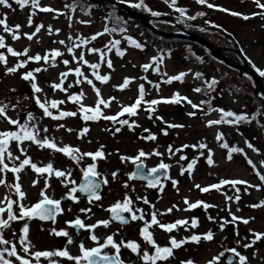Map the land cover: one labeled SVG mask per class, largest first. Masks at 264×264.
I'll return each mask as SVG.
<instances>
[{
	"label": "rangeland",
	"instance_id": "1",
	"mask_svg": "<svg viewBox=\"0 0 264 264\" xmlns=\"http://www.w3.org/2000/svg\"><path fill=\"white\" fill-rule=\"evenodd\" d=\"M75 1L40 0L41 6H50L65 14L57 16L55 13H44L37 10L36 14L32 17L33 24L31 27L28 25V17L32 12L30 6H26L23 9L19 8L15 3L12 9L0 6V18H3L4 14H6L7 23L10 27L17 24L21 25V38L19 40H13L11 34L4 33L2 26H0V35L5 36L6 45L13 47L17 51H23L25 48H28L29 55H36L37 53L44 55L46 51L51 49H58L64 53L62 57L57 58L55 66L46 65L43 61L39 63L29 62L26 68L12 74H6V66L0 64V102L9 104L8 117L12 119L18 118L23 123L26 120L27 113H32L35 118L33 122L40 129L39 135L41 138L47 136L49 139L54 140L58 146H74L83 152H86L84 150L87 149L90 150L87 152H91L97 147V149L92 151L95 152L105 145L106 156L114 155L116 152L122 153V151H124L125 157H128L129 153L136 156L140 150L146 153H152L154 150L163 153L162 157L152 155L143 158L145 162L143 163L146 167H149L163 160L164 163L170 165L168 176L171 179L164 180L165 182L162 183L164 190L162 192L159 190V187L157 188V193L153 197L152 202L160 212H165L168 208L176 205L177 207L171 213L165 214L166 217L169 219L170 216L173 222L185 219L189 221L188 226H177L173 230V237L179 240L182 235L190 237L195 233L197 235L206 234L209 231L213 233L211 227L214 224L221 225L216 233H213V240L207 241L202 239L199 244L189 241L183 245V249L175 251L172 257L164 261V264H181L182 260H192L194 264H209V261L219 256V251L222 249H225V254L220 256V260L216 264H226L225 257L231 253L227 250L231 248H236L237 251L246 256L248 264H264V238L256 241L251 248L245 249L243 247L245 243L253 240L252 232L264 233V206L259 208L251 207V205L264 201V182L260 181L256 175V171L264 175V163H261L264 161V102L262 104L253 98V82L251 77L247 76L245 72L240 74L236 67L220 62L208 54L205 55L203 48L200 49L195 46L187 48L184 44L166 48L160 42L155 43V41L146 39L135 18L129 14L125 15L126 21L121 27L124 31H120L119 24L112 22V19H109V13L101 12L100 7L83 10L75 4V11L65 7V5H73ZM122 1L132 5L140 2V0ZM208 2L242 14H252L261 11L253 0H208ZM261 2L264 3V0H261ZM144 3L152 11L160 13L159 16H181L174 8L164 3V0H144ZM176 6L185 8V15L187 16H193L199 12L205 13L204 16L198 15L195 20L190 21L198 22L202 30H210V33L204 34L201 29L196 28L197 32H200L215 45L222 47L223 54L234 62L243 64L241 58L235 52L236 47L230 40V38L232 40L235 39L241 51L250 62L261 71H264V17L256 16L245 21L241 17L232 16L216 9H211V11L208 7L197 4L195 0H177ZM203 7L206 9L204 10ZM135 9L143 14L153 16L149 11L150 14H147L140 10V8L135 7ZM141 9L144 8L141 7ZM118 11L121 12L122 10L119 9ZM158 20L164 21L163 19L156 18L152 22L153 24L156 23L159 29L163 31L176 30L175 27L171 26L172 24H162ZM81 21H90V23H82ZM40 24L44 25V28L41 29V32L32 41H29L23 34L32 33L35 30V26ZM112 24L115 25L114 29H117V31H111ZM214 24L227 31L231 37L226 36L215 28L204 27L205 25L210 26ZM49 25L53 29L51 35L48 33ZM106 27L110 31L104 32ZM56 29L60 31L57 33ZM213 30H216L218 33L213 32ZM96 33L104 34L97 36L95 40H90ZM69 36L76 42H78L77 37L89 39L90 42L87 45L74 49L75 55L79 56L80 52L83 51L85 59L89 63H100V68L97 71L101 75H109L110 79L108 82L101 83L95 80L91 76L92 70L87 65L72 60V54H69L66 50V45L72 43L69 40ZM127 37H132L141 47H135L127 40ZM60 40H64L66 45L59 44L58 41ZM115 40H119L120 44L112 47L110 42ZM106 45L112 47V50L107 51ZM88 48L104 50L106 59L112 61L113 67L109 69L105 62L100 61L99 53H88ZM117 48L124 53L123 56L116 54ZM0 51L5 52V55L8 57L7 66L9 67L14 66L18 60L25 59V57H12L7 53L6 48L0 49ZM153 57L160 60L159 72L155 71V64L147 71L142 68L144 64H152ZM63 59H68L70 61L69 65L65 66L62 63ZM36 67L46 68L45 71L35 74V82L42 89L40 93H34L31 83L22 79L24 72L33 70ZM75 67H81V70L93 80V83L100 89L101 96L105 100L115 97V100L111 101L109 107L103 108L102 106L104 115H117L122 106L134 103L138 96V87L143 83L146 101L162 97L171 98L175 93H179L181 97H187L196 104H200L201 101H210L211 107L214 109L230 110L236 114L247 112L246 114L250 122L208 126L209 121L219 119L221 114L217 111H209V104H204L202 106L203 111H197L194 117L189 116L188 113L194 111V109H192L187 101H181L180 104L161 103L155 105L156 112L153 113L152 119H149L148 113L144 110L146 105H142L136 116H128L126 114L123 117H119V119L129 120V123L135 121V125L137 126L133 128L102 118L96 121H84L80 118L82 114L79 112V104L69 101L67 97L83 91L84 98L82 102L85 106H95L97 97L93 88L86 82L77 85L75 83L77 77L74 73L64 80L63 86L67 88V92L59 89L53 90L50 87L52 83L60 82L59 74L61 72L68 71L69 68L74 69ZM181 72L187 73L182 82L178 80H173L171 83L162 82V80H167L168 77L178 75ZM196 73L202 75L197 78ZM126 77L134 79L128 88L120 90L118 86ZM145 77L146 79H144ZM213 79L217 83L212 89H208L206 82H211ZM262 79L264 86V76H262ZM69 84H72V87L69 88ZM155 84L160 85L159 90L154 87ZM197 87L202 88L203 91L200 93L195 92L194 89ZM35 96H39L42 101L45 99L49 101L53 99L64 100L65 103L59 105L58 109H52L54 114H58V111L62 110L76 111L78 115L76 117H65L59 121L45 117L43 110L35 103ZM11 105H16V108L13 109ZM156 116L162 117L163 121L167 123L155 119ZM3 121L0 118V125L4 124V127H6ZM60 124H63L64 127L59 128L58 125ZM167 124H179L184 125V127L167 128V135H165L162 129L166 128ZM45 127L48 128L47 133L43 131ZM85 127L88 128V132L81 137L79 133ZM114 127V133L110 134L107 132L108 128ZM117 128L120 130L116 131ZM9 129L15 130L14 126L11 125H9ZM68 129H72V131L69 132ZM145 129L148 131H145ZM95 131L97 132L96 136L93 135ZM152 134L156 136V140L146 139L147 136ZM218 134H223V140L217 141L216 137ZM245 141L251 142L256 151L248 149ZM225 142L229 147L243 149L247 159H251L253 164L256 165V170L254 171L253 167L247 163L244 153H233V158L228 160V149L221 146ZM200 143L206 144L207 147L205 149L198 147L183 148L182 151L177 152L174 156H170L168 153L169 145L175 150L182 148L184 145H198ZM21 147L28 149L27 155L31 157L34 163L41 165L42 162L46 163L51 160L55 169L71 172V176L68 179L75 181V184H77L78 175L84 167V165L79 166V163L85 161L86 157L79 161L76 169L75 161H72L70 158L65 159L67 156L63 153L58 152L59 155L54 154L53 151L40 149L28 141H25ZM10 148L15 156H20L21 159L24 158L21 156L15 142L11 143ZM209 149L213 156V165L207 163ZM181 156L187 157V160H180ZM194 159L196 160V165L191 174L185 172L181 175V167L186 168L187 164ZM114 162L123 163L121 158L115 157L113 158ZM15 163L18 164L19 161ZM97 163L99 164L98 169L102 174H109V166L106 161L97 160ZM69 164L73 165L70 166ZM20 177L19 182L22 191L26 194L22 203L26 206H32L34 202L40 199L39 193L45 188V181L49 185L47 187V194L52 198L58 197L60 200H65L68 188L74 186L72 184H68L67 187L65 184L61 185V180L64 178H57L54 175L51 177L47 176V174L38 176L30 167L26 168L20 174ZM3 178L8 183L14 182V174H11L10 177L4 174ZM173 179L178 181L175 187L171 183ZM225 179L244 180L251 185H260L261 187L259 190L255 187H250L247 191H244L246 185H238L237 187L240 188L239 193L232 186L227 185L223 186L219 191L213 189L207 193L201 192L195 187L197 184L201 185V187H206L217 184L219 181ZM33 180H38L39 183L33 186ZM7 194H9V189L5 186H0V201H4ZM236 195L240 196L239 201L235 199L231 201L226 200V196L234 198ZM12 197L19 200V197L15 194H12ZM185 198L191 203L203 201L206 204L215 205V207L203 209L195 215V209L185 210L187 207L184 203ZM67 200L69 199L67 198ZM79 201L77 204L62 203L61 207L64 209V212L57 215L55 223L50 222V224L41 225L34 219L15 221L11 223L9 229L4 230L3 235L6 239L17 244L19 254L25 255L19 244V237L22 235L20 230L23 224L27 222L29 224L28 239L31 244V251L56 250L55 235L52 234L51 230L55 228L59 231L66 218L70 221L73 218L71 216L81 215L80 206L88 204L85 206L87 209H91V212L82 214L86 218L84 219L85 223L88 225L107 219L104 208L106 200L105 198L103 199V196H101L100 201H94L91 204L85 198H81ZM13 209L15 212H19L17 205H14ZM232 215L249 219L250 222L245 225L240 221H235L232 222V228H229L228 222H231ZM209 217L212 219H209ZM3 218H6V213ZM192 218H196L198 221L196 228L190 227ZM116 228L112 224L108 227L100 226L94 230V234L100 238V242L102 243L104 238ZM67 231L70 235L72 234L71 230ZM89 235V231L85 230H83L81 237H74L72 235L74 243L68 249L72 255L80 254L79 244L81 242L88 248L95 246V243L89 239ZM52 259L58 260L59 264H74L73 261H68L65 258L53 257ZM33 264H35L34 260ZM40 264H48V260L41 258ZM235 264H238L237 257Z\"/></svg>",
	"mask_w": 264,
	"mask_h": 264
},
{
	"label": "snow or ice",
	"instance_id": "2",
	"mask_svg": "<svg viewBox=\"0 0 264 264\" xmlns=\"http://www.w3.org/2000/svg\"><path fill=\"white\" fill-rule=\"evenodd\" d=\"M197 4L200 5H206L209 9H216L225 13H228L232 16L241 17L245 21L256 17L261 16L264 17V3L261 2V0H253V2L256 4L257 8L261 11L254 12L251 15H245L236 11H231L229 9L214 5L212 3H209L208 0H195ZM14 3L19 6V8L23 9L26 6H30L32 9V12L30 13L28 17V25L31 27L33 24L32 17L36 14V11L44 12V13H55L57 16L64 15L65 13L60 12L57 9H54L50 6H41L40 0H14ZM164 3L168 4L169 7H172L175 9L176 12L180 13L182 17L186 14V9L177 7V0H164ZM0 6H3L7 9H12L13 4L10 3V0H0ZM133 7L141 8L143 7L145 10L149 11L153 16H159L160 13L152 11L151 8L148 7L146 3H144V0H140L139 3L133 4ZM66 8L71 9L72 11H75L76 5H65ZM199 16H204L205 13L199 12L197 13ZM189 20H195L196 16H187L186 17ZM82 23H90V21H81ZM0 26L3 28L4 33L11 34V37L13 40H19L20 37V28L21 25L17 24L15 26L10 27L7 23V15L4 14L3 18H0ZM71 26V25H70ZM219 27V26H217ZM44 28V25H36L35 30L32 33H24L23 35L29 40L32 41L34 37L37 36L38 33L41 32V29ZM57 33L60 31L59 29L55 30ZM110 29L107 27L104 29V32H108ZM111 31H115V29H111ZM120 31H124L123 28L120 29ZM53 32L52 26H48V33L51 35ZM104 33H96L93 35L90 40H95L97 36H101ZM69 40L72 41L70 45H66V42L64 40L58 41L61 45H66V50L69 54H72V60L77 61L78 63H81L83 65H87L88 68L92 70L91 76L95 78V80L100 81L101 83H106L109 81L110 76L109 75H101L97 71L100 68V63H89L87 59H85V53L83 51L80 52L79 56L75 55L74 49L81 48L83 45H87L90 41L88 38H79L77 37L78 42L73 40L71 36H69ZM127 40L133 44L135 47L140 48L141 45L137 42H135L132 37H127ZM110 44L112 47H115L116 45L120 44L119 40L111 41ZM107 51H111L112 47L105 46ZM8 54H10L12 57H25L23 60H18V62L14 66H7L8 63V57L5 55V52L0 51V64H3L6 66V74H12L16 73L18 70L26 68L27 64L29 62H36L39 63L41 61L44 62V64L49 66H55V62L57 61L58 57H62L64 53H62L58 49H51L45 52L44 55H41L37 53L36 55H29V49L25 48L23 51H17L13 47L6 45L5 43V36L0 35V49H5ZM88 53H99V59L101 62H105L107 64V67L111 69L113 67V63L110 59H106L105 51L102 49L97 48H88ZM117 55L123 56L124 53L120 51L117 48ZM62 63L67 66L69 65L70 61L68 59H63ZM159 58L153 57V63L152 64H144L142 65V68L147 71L149 68L153 67V64L156 65L155 71L159 72ZM46 68L43 67H36L33 70L26 71L22 74V79L25 81H29L31 83V87L33 89L34 93H40L42 92V89L38 86L36 81V73H40L41 71H45ZM259 74L261 76H264V71H261L260 69H257ZM77 77L75 83L77 85L81 83H87L90 85L97 97V100L95 102V106H85V104L82 102L84 98V93L81 91L79 94H71L67 97V99L75 104H79V112L82 114L81 119L84 121H96L100 120L101 118L104 120L113 121L114 123H119L120 125H127L129 128H133L135 125V121L132 123H129V120L127 119H119V117H123L126 114L128 116H136L138 114V111L141 109L142 105H146L144 107V110L148 113L149 119L153 118V113L156 112L155 105L165 103V104H180L181 101H187L189 105H191L192 109L194 111L189 112V116H196L197 111H203V105L209 104V111H217L219 112L220 118L216 120H211L208 122V126L212 125H220V124H239L241 122H250L249 117L247 114H236L230 110H224L219 108H212L210 101H201L200 104L193 103L190 99L187 97H181L179 93H175L171 98H160V99H153L151 101L145 100V86L143 83H141L138 87V96L135 99L134 103L131 105H125L122 106L121 110L117 115H104L102 111L103 108H107L110 106V103L112 100H115V97H111L109 100H105L101 96L100 89L96 86L95 83H93V80L89 78L88 75H86L82 70L81 67H75L69 68L68 71L61 72L60 75V82L59 83H52L50 87L53 90L59 89L63 92H67V88H65L64 80L70 75L73 74ZM187 75V73H179L175 76L168 77L167 80H162L163 83H171L173 80L183 81L184 77ZM197 78H199L202 74L196 73L195 74ZM134 78H124L123 82L118 86L120 90H124L129 87L130 83L132 82ZM146 79V77L144 78ZM151 83V81H149ZM216 80L213 79L211 82H206V87L208 89H212V87L216 84ZM68 87H72V84H69ZM154 87L159 90L160 85L155 84ZM14 91V90H13ZM195 92L200 93L203 91L202 88L197 87L194 89ZM35 103L36 105L43 110V115L45 117H49L53 120H62L65 117H76L78 113L76 111H58V114H54L52 109H58L59 105H62L65 103L64 100H41L39 96H35ZM9 104L0 102V118H2L4 121H6L9 125L14 126L15 130H3L0 131V186H5L9 189V194L5 196L4 201H0V264H15V262H18V264H33V260L35 261V264H40L41 258H45L48 260V264H59V261L56 259H52L53 257L57 258H65L68 261H73L74 264H125V262L121 259V249L126 248L130 249L131 252L136 253L138 257L145 262V264H157V261H167L170 257L173 256V249H178L184 244L188 243L189 241L199 244L201 240H207L211 241L213 240V233L211 231L207 232L206 234L197 235L192 234L190 237H186L180 241H177L175 237L170 236L169 238V246H159L157 245L156 241L153 238V232L150 231L153 226H158L160 229L172 233L173 230L177 228V226H188L189 221L188 220H177L173 223H162L158 219V215H165L168 213H171L174 208H176V205H173L171 208H168L165 212H157L152 211L151 212V219L145 220V212L143 209L135 207L134 201L131 197L125 196L123 201H117L114 205L110 206L107 211L111 213V220L104 219L97 221L95 224L88 225L86 224L82 219L77 217L74 220L66 221V224L69 227H72L76 230H86L89 231V239L95 243L94 247L88 248L85 246L83 242L79 244V255H72L67 247L63 249H56V250H44V251H31V244L28 239V233H29V224L25 222L21 228V233L19 237V244L22 247V251L25 255H21L17 251V244L13 241H10L6 239L3 235L4 230L9 229L12 222L15 221H27L32 219H39L41 221H51L52 223L56 222V218L58 214H63L64 209L61 207V200L60 199H54L50 197L47 194V187L49 186L47 184V181H45V188L42 189L39 193L40 199L38 202L33 204L32 206H26L22 203L23 198L26 196V194L22 191V187L20 184V174L28 167H30L38 176H44L47 174V176H55L57 178H64L61 180L62 184H65L67 187L68 184L75 185V181L69 180L68 177L71 176V172H65L63 170L55 169L53 166V163L49 162L45 166H37L36 163H34L30 156L27 155V148L21 147L25 141L31 142L32 144H35L40 149H49L54 150L59 153H63L65 156L69 157L72 161H75L79 163L80 160H82L84 157H90L93 163L89 164L86 169L83 170V175L85 179V183H81L78 187L72 186L68 189L66 192V198L72 200L73 202H79V197L75 195L77 192L85 194L88 202L91 204L94 201H100L101 196L98 194V189L101 187V183L107 184L108 180L105 178L102 181H98L95 179L96 177L100 176V173L96 171L97 165L95 161L98 159H106V155L103 151V146H101L100 149H98L95 152H81L79 148H73L71 146L65 145V146H58L57 143L49 139L47 136L41 138L39 133L40 129L36 126V124L33 122L34 117L32 113H27L26 120L21 123V121L17 119H12L8 117L7 112L9 109ZM13 109L16 108V105H11ZM155 119L163 121L162 117L156 116ZM167 123V122H164ZM59 128H63L64 125L60 124L58 125ZM184 127V125L179 124H167V127L162 129V132L167 135V128H181ZM120 129H116V131H119ZM45 133L48 132V128L45 127L43 129ZM69 132L72 131V129H68ZM145 131H148L145 129ZM88 132V128H83L79 135L82 137ZM148 140H156V136L154 134L149 135L146 137ZM217 141L223 140V134H218L216 137ZM12 142H15L17 144V148L19 149V152L21 153V156L24 158L21 159L20 156H15L13 154V151L10 148V144ZM247 148L252 149L253 151H256L254 148V145L251 142L245 141ZM223 148L228 149V155L227 159L231 160L233 158V153H244V150L241 148L236 147H229V145L225 142L221 145ZM200 148L205 149L207 147L206 144L200 143L198 145H184L180 149L173 150L172 146L169 145L168 147V153L170 156H174L177 152H180L183 150V148ZM203 155V153H201ZM245 157L247 159L246 153ZM158 156L162 157L164 154L159 151H153L152 153H146L143 150H140L138 154L135 157H121L122 161L125 160H131L133 164H135L137 171H134L129 174V180L133 179H140V180H146L147 181V187L149 188H157L159 187V190L162 192L164 190V186L161 182V176H163L165 179H171L168 176L167 170L170 168V165L167 163H164L163 160L159 163L158 166L152 167L150 169H147V172L145 173V165L143 163V158H147L149 156ZM180 160H187V157L181 156ZM19 161L18 164L15 162ZM179 163V162H178ZM207 163L209 165L214 164L213 156L211 154V150H208L207 155ZM247 163L253 167V170H256V165L253 164V161L251 159H247ZM261 163H264L262 161ZM11 164V166H10ZM196 165V160H192L187 164V167H181V175H183L185 172H188L191 174L192 170L194 169V166ZM12 173L14 174V182L8 183V181L3 178L4 174ZM112 178L115 179L117 177V172H113ZM256 175L259 177L260 181L264 182V175L260 174L259 171H256ZM38 180H33V186L38 184ZM171 183L173 187H175L178 184V181L171 180ZM225 185H231L237 193H239L240 189L237 187L238 185H246L244 191H247L250 187H255L259 190L261 187L260 185H251L247 181L244 180H221L217 184H212L206 187H201V185L197 184L195 187L199 189L201 192L207 193L213 189L219 191L223 186ZM126 188L129 187L127 183L124 185ZM12 194H15L19 197V200L12 199ZM137 200H142V202L146 205H150L151 208L155 209V205L150 204V201L144 197H137ZM236 201L240 200V196L236 195L234 198L231 196H226V200H233ZM187 210H192L197 207L203 206L205 209L210 207H215V205H209L204 203L203 201H197L195 203H191L188 201L187 198L184 200ZM17 205L19 208V212H15L13 209V205ZM264 206V201H261L260 203L251 205V207L259 208ZM70 211V209H69ZM83 213H89L91 212V209H81L80 210ZM230 211V209H229ZM6 213V218L4 217V214ZM124 214H128L125 216ZM209 219H212L209 217ZM254 219V218H252ZM112 221H118L122 225H127L130 221H143V227L140 229V236L143 238L145 242H147L149 245H151L154 249V252L150 254L148 251H142L141 252V245L135 241H125L121 240L119 242H116L114 239V234L107 235L106 238H104L103 242H100V238L94 234V230L97 229L100 226L108 227ZM240 221L243 224L247 225L250 220L245 219L242 217H237L235 215H232L231 222ZM198 226V221L196 218H192L190 222L191 228H196ZM52 234L58 236V237H66L67 238V244L71 245L74 243L72 236L70 233L65 230H59L57 231L55 228L51 230ZM15 235V233H13ZM239 235V233H237ZM253 240L251 242L245 243L243 247L245 249L251 248L253 244L256 241L261 240L264 238V233L259 232H252ZM239 243V241H237ZM111 248L114 250V252L110 255L108 254L105 249ZM227 251L234 254L235 257L238 258V264H248V258L244 255H242L239 251H237L236 248L228 249ZM223 253L220 254L222 256ZM255 255V254H254ZM220 256L214 257L212 261H209V264H216L217 261L220 260ZM14 258V259H13ZM181 264H194L192 260L187 261H181ZM228 264H232V261L229 260Z\"/></svg>",
	"mask_w": 264,
	"mask_h": 264
},
{
	"label": "flooded vegetation",
	"instance_id": "3",
	"mask_svg": "<svg viewBox=\"0 0 264 264\" xmlns=\"http://www.w3.org/2000/svg\"><path fill=\"white\" fill-rule=\"evenodd\" d=\"M15 102V101H13ZM5 122V126L4 127V124L0 125V131H3V130H10L9 129V124L6 122V121H3ZM108 131L107 132H111L110 131V128L107 129ZM114 131H112V133H114ZM110 133V134H112ZM11 145V144H10ZM71 145H73V143H71ZM73 148H76L74 146H72ZM97 149L94 148L93 150ZM92 150V151H93ZM53 151L54 154H58V152L54 151V150H51ZM84 151H90V150H84ZM91 151V152H92ZM103 151L106 155V146L104 145L103 146ZM83 153V151H81ZM139 152V151H138ZM125 157V154H124V151H122V153L120 152H116L114 155H109V156H106V159H98V160H104L107 162L108 166H109V174L106 173L105 175L102 174L100 172V170L98 169V163L97 161H95L96 165H97V168H96V171L98 173H100V176H98L101 181L103 179H107L108 180V183L107 184H103L101 183V191H100V196H103V199L105 198L106 200V203L104 204L105 205V215L107 217V219L111 220V216H110V212L107 211V209L114 205L117 201H123V199L125 198V196H129L132 198V200L134 201V204H135V207H138V208H141L144 210L145 212V220H149L151 219V212L152 211H157L158 213L160 212L157 207H155V209L151 208L150 205H146L142 202V200H137L136 198L137 197H141V198H144L146 197L149 201H150V204L154 205L152 200H153V197L156 195L157 193V188H149L147 187V181L146 180H140V179H133V180H129V174L133 172V167H134V164L131 162V160H125V163L123 161V163H113V158H121V157ZM128 157H135L134 154L132 153H129L128 154ZM69 157H65V159H68ZM144 162V161H143ZM72 163V161H71ZM93 163V161L91 160L90 157H86L85 161L83 162H80L79 163V166H83V169L81 171V173H79L78 175V182H79V179L81 177V175L83 174V170L87 168V166L89 164ZM145 163V162H144ZM160 162H158L157 164H154L153 166H149V167H146V170L147 169H150L152 167H155L156 165H159ZM41 165L45 166V163H41ZM70 166L73 165V164H69ZM78 163L75 162V167L77 169V166ZM145 165V164H144ZM11 166V164H10ZM113 172H117V177L115 179L112 178V173ZM168 172V175H169V169L167 170ZM12 173H7V176L10 177ZM13 175V174H12ZM165 178L164 177H161V182L164 183L165 181ZM77 182V184H78ZM125 183H127L129 185V187H125ZM77 184H75L74 186H77ZM61 185H64L61 183ZM72 186H70L69 188H71ZM68 188V189H69ZM75 195H77L79 197V199L81 198H85L87 199L86 196H82V195H79L78 193H76ZM54 199H59L58 197H54ZM80 202V201H79ZM79 202H73L72 200H67V198L65 200H61V204H69V203H73V204H77ZM83 205V203H82ZM85 205H88V204H85ZM83 205V206H80V210L81 209H87V207ZM78 207V206H76ZM201 208V209H200ZM200 208L196 209L195 208V213L205 209L203 206H200ZM67 214V213H66ZM83 212H81V215H73L71 217L72 220L76 219L77 217H79L80 219H82L84 221V218L83 217ZM125 216H127L128 214H124ZM158 219L162 222V223H165V224H168V223H172L173 222V219L169 216V219L166 217V215H158ZM36 220L37 222H39L41 225H44V224H50L51 221H48V222H45V221H40L38 219H34ZM66 221H68V218H66L63 222V225L60 227V230L62 229H65V230H71L72 235H74V237H81L83 235V230H76L72 227H69L67 224H66ZM71 221V220H70ZM85 222V221H84ZM110 224L116 226L117 228L115 230H113L112 232L109 233L110 234H114V239L116 242H119L121 241L122 239L125 240V241H135L137 243H139L141 245V252L142 251H148L150 254H152L154 252V249L151 245H149L147 242H145L143 240V238L140 236V229L143 227V224L144 222L143 221H130L127 225H122L120 224L118 221H112ZM86 231V230H85ZM150 231L153 232V238L154 240L156 241L157 245L163 247V246H169V238L170 236L173 237V232L172 233H168L162 229H160L158 226H153V228L150 229ZM196 234V233H195ZM186 237H184V235L181 236V238L177 241H180L182 239H184ZM56 246L58 248V245H57V242H56ZM69 246L67 244V238L65 237V242H64V245H63V248L67 247L69 249ZM181 249H183V246H181L180 248L178 249H173V253L175 254V251H180ZM105 251L108 253V254H112L114 252L113 249H111L110 247L108 249H105ZM221 254V250L219 251V256ZM121 259L125 262V264H145V262L143 260H141L138 255L136 253H133L131 252L130 249H126V248H122L121 249ZM182 261H186V260H182ZM15 264H18L15 262ZM148 264H150V262H148ZM157 264H164V261H157Z\"/></svg>",
	"mask_w": 264,
	"mask_h": 264
},
{
	"label": "water",
	"instance_id": "4",
	"mask_svg": "<svg viewBox=\"0 0 264 264\" xmlns=\"http://www.w3.org/2000/svg\"><path fill=\"white\" fill-rule=\"evenodd\" d=\"M86 1L109 2V3L113 4L115 7H117L118 9L124 11L125 13H127V14L131 15L132 17L136 18L137 20H139L146 28H148L150 31H152L153 33H155L161 37H166V38L175 37V38L190 40V41H193V42L199 44L213 57L217 58L218 60H221L222 62L226 63L227 65H231L233 67H236L239 70L240 74H242L243 72L247 73L251 77L252 82L254 84L253 91H254L255 95L257 97H259L264 102V86H263L262 76L256 71V69L253 66L250 65L248 59L241 53V51L238 48L235 49V51L237 52V54L241 58L243 64H239L237 62H234L231 58H229L228 56L223 54V52H222L223 48L222 47H219V46L215 45L214 43H212L210 40L206 39L200 32H197L194 30H187V29L181 27L176 22L174 17H171V16H159V17L149 16V15L143 14L142 12H139L131 4L126 3L124 1H120V0H86ZM156 18L176 22L178 24L179 30L163 31V30L159 29L152 22ZM194 24L196 26H199L198 23H194ZM204 27L215 28L213 26H204ZM219 31L222 32L223 34H225L226 36L231 37L230 34L225 33L222 30H219ZM134 171H137L135 165L133 168V172ZM95 179L100 181L99 178H97V177ZM85 182L86 181H85L84 175H83L81 177L79 185L81 183H85ZM100 188L98 189V192L100 191ZM110 216H111V213H110ZM231 225L232 224L229 223V226H231ZM218 228H219L218 225H214L213 231H216ZM56 238H57L59 247L63 248L64 242H65L64 237L56 236ZM224 252H225V250H223L221 253L224 254ZM229 260L232 261V264L236 263V259L231 254L228 255L225 259L227 264H228Z\"/></svg>",
	"mask_w": 264,
	"mask_h": 264
},
{
	"label": "trees",
	"instance_id": "5",
	"mask_svg": "<svg viewBox=\"0 0 264 264\" xmlns=\"http://www.w3.org/2000/svg\"><path fill=\"white\" fill-rule=\"evenodd\" d=\"M10 3L14 4L13 0H10ZM74 4H77L83 10H85L86 8L100 7V9L102 10L101 12H107V13H109L108 14L109 19L111 18L112 19L111 21L114 22V23L117 22L119 24L120 28L123 26L124 22L126 21V16H125L126 14L124 12H122V11L121 12L118 11L119 9L117 7H115L114 5L110 4L109 2H95V1L92 2V1H86V0H76L74 2ZM204 6L207 7L206 5H204ZM205 7H203L204 10L206 9ZM140 10L144 11L147 14H150L148 11H146L144 9H141L140 8ZM209 10H211V9H209ZM245 15H251V14H245ZM193 16L198 17L197 14L196 15H193ZM179 17L186 18L187 15H185L184 17H182V16H179ZM159 22H161L162 24H172L171 26H173V27L176 28L175 24H173L171 22H167V21L166 22L159 21ZM136 23H137V25L139 24V26H140L139 28L142 30V34H143V36L146 39H149L150 41H155V43L160 42V44L163 47L168 48V47H173L174 45L177 46L178 44H184V45H186L187 48L192 47V46H197V47H199L201 49V47L199 45L195 44L192 41H186V40H182V39H178V38H160V37L156 36L155 34H153L150 30H148L147 28H145L137 20H136ZM180 24L182 26H191V27L195 28L190 23L180 22ZM114 28H115V25L112 24V29H114ZM115 31H117V29H115ZM213 32H217V31L216 30H213ZM202 33H204V34H207L208 33L209 34L210 33V30H202ZM204 53H205V55L208 54L206 51ZM252 96H253V98L257 99L260 103L263 104V102L258 97H256L254 95V93L252 94ZM246 113L247 112H241L239 114H246ZM252 115H253V113H252Z\"/></svg>",
	"mask_w": 264,
	"mask_h": 264
},
{
	"label": "bare ground",
	"instance_id": "6",
	"mask_svg": "<svg viewBox=\"0 0 264 264\" xmlns=\"http://www.w3.org/2000/svg\"><path fill=\"white\" fill-rule=\"evenodd\" d=\"M93 135L96 136V135H97V132L95 131V132L93 133Z\"/></svg>",
	"mask_w": 264,
	"mask_h": 264
}]
</instances>
